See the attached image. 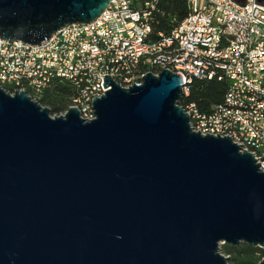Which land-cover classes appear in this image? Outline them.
I'll return each mask as SVG.
<instances>
[{
    "label": "water",
    "instance_id": "water-1",
    "mask_svg": "<svg viewBox=\"0 0 264 264\" xmlns=\"http://www.w3.org/2000/svg\"><path fill=\"white\" fill-rule=\"evenodd\" d=\"M112 1L0 0V39L38 46ZM141 79L105 75L91 121L0 87V264H229L223 245L264 250V170L193 131L178 74Z\"/></svg>",
    "mask_w": 264,
    "mask_h": 264
},
{
    "label": "built area",
    "instance_id": "built-area-1",
    "mask_svg": "<svg viewBox=\"0 0 264 264\" xmlns=\"http://www.w3.org/2000/svg\"><path fill=\"white\" fill-rule=\"evenodd\" d=\"M165 1L113 0L96 21L38 46L0 39V87L37 101L66 83L76 94L69 109L91 121L93 100L110 89L105 75L129 88L168 68L183 81L180 106L193 131L230 138L264 170V0H187L182 20L162 24ZM193 80L227 82L223 102L209 113L187 102Z\"/></svg>",
    "mask_w": 264,
    "mask_h": 264
},
{
    "label": "trees",
    "instance_id": "trees-1",
    "mask_svg": "<svg viewBox=\"0 0 264 264\" xmlns=\"http://www.w3.org/2000/svg\"><path fill=\"white\" fill-rule=\"evenodd\" d=\"M187 0H167L159 8L165 12V17H159L162 24L168 15L176 17L179 21L187 15ZM189 97L187 102L196 104L204 113H209L213 106L223 102L227 90V82L224 81H202L193 80L189 85ZM9 92H12L8 90ZM75 91L66 83H56L48 89L40 100H37L43 107L49 108L52 116H60L69 109ZM222 254L229 258L231 264H259L264 259V250L253 248L247 244L238 247L223 245Z\"/></svg>",
    "mask_w": 264,
    "mask_h": 264
},
{
    "label": "rangeland",
    "instance_id": "rangeland-1",
    "mask_svg": "<svg viewBox=\"0 0 264 264\" xmlns=\"http://www.w3.org/2000/svg\"><path fill=\"white\" fill-rule=\"evenodd\" d=\"M229 264H231V261L229 260Z\"/></svg>",
    "mask_w": 264,
    "mask_h": 264
}]
</instances>
